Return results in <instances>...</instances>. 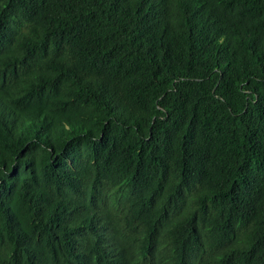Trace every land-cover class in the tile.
<instances>
[{"label":"trees","instance_id":"16d2710c","mask_svg":"<svg viewBox=\"0 0 264 264\" xmlns=\"http://www.w3.org/2000/svg\"><path fill=\"white\" fill-rule=\"evenodd\" d=\"M0 264H264V0H0Z\"/></svg>","mask_w":264,"mask_h":264}]
</instances>
